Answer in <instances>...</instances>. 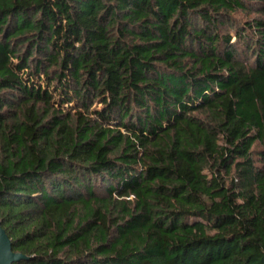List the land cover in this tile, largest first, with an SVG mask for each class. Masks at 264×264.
<instances>
[{
    "label": "trees",
    "instance_id": "obj_1",
    "mask_svg": "<svg viewBox=\"0 0 264 264\" xmlns=\"http://www.w3.org/2000/svg\"><path fill=\"white\" fill-rule=\"evenodd\" d=\"M0 223L13 264H264V0H0Z\"/></svg>",
    "mask_w": 264,
    "mask_h": 264
},
{
    "label": "water",
    "instance_id": "obj_2",
    "mask_svg": "<svg viewBox=\"0 0 264 264\" xmlns=\"http://www.w3.org/2000/svg\"><path fill=\"white\" fill-rule=\"evenodd\" d=\"M26 255L15 253L11 249V241L0 223V264H13L25 259Z\"/></svg>",
    "mask_w": 264,
    "mask_h": 264
}]
</instances>
